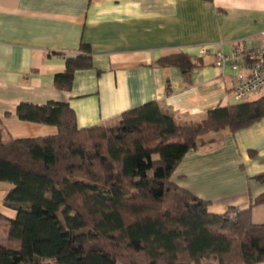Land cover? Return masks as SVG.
I'll list each match as a JSON object with an SVG mask.
<instances>
[{
  "label": "trees",
  "instance_id": "obj_1",
  "mask_svg": "<svg viewBox=\"0 0 264 264\" xmlns=\"http://www.w3.org/2000/svg\"><path fill=\"white\" fill-rule=\"evenodd\" d=\"M54 74L69 89L74 72L92 65L89 42L81 41ZM186 52L159 57L162 66L197 65ZM25 120L55 124L57 132L13 137L0 118V180L12 183L2 200L15 209L0 242V264H218L264 261V222L251 207L223 212L179 185L171 174L184 153L210 131H235L264 116V93L208 109L181 121L156 100L122 111L115 123L79 127L65 101L21 102ZM254 178L264 182V171Z\"/></svg>",
  "mask_w": 264,
  "mask_h": 264
},
{
  "label": "crops",
  "instance_id": "obj_2",
  "mask_svg": "<svg viewBox=\"0 0 264 264\" xmlns=\"http://www.w3.org/2000/svg\"><path fill=\"white\" fill-rule=\"evenodd\" d=\"M82 40L91 46L92 65L75 70L69 89L58 88L54 74ZM263 42L264 0H0V118L13 137H33L57 126L20 118L21 102H68L82 127L115 123L122 111L156 100L175 119L196 121L235 101L234 69L218 64L217 54ZM177 52L198 58L197 65L156 62ZM263 93L264 86L243 99ZM201 138L173 170L176 183L209 199L214 212L245 207L264 192L254 178L264 171V116ZM11 186L0 180V212L8 217L16 211L2 198ZM251 216L264 222V201L252 205Z\"/></svg>",
  "mask_w": 264,
  "mask_h": 264
},
{
  "label": "built area",
  "instance_id": "obj_3",
  "mask_svg": "<svg viewBox=\"0 0 264 264\" xmlns=\"http://www.w3.org/2000/svg\"><path fill=\"white\" fill-rule=\"evenodd\" d=\"M240 57L246 60L240 61ZM216 59L218 64L229 62L234 69L233 100H242L264 86V42L255 48H236L231 53L219 52Z\"/></svg>",
  "mask_w": 264,
  "mask_h": 264
},
{
  "label": "rangeland",
  "instance_id": "obj_4",
  "mask_svg": "<svg viewBox=\"0 0 264 264\" xmlns=\"http://www.w3.org/2000/svg\"><path fill=\"white\" fill-rule=\"evenodd\" d=\"M5 221H0V240H6L7 235H6V230L7 226H3ZM202 264H218V260L213 258V257H208L203 260ZM254 264H264V261L262 262H257Z\"/></svg>",
  "mask_w": 264,
  "mask_h": 264
}]
</instances>
